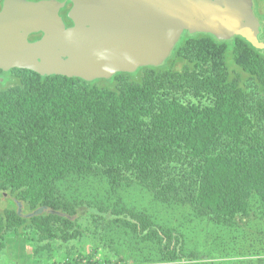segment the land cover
Returning a JSON list of instances; mask_svg holds the SVG:
<instances>
[{
    "label": "trees",
    "instance_id": "1",
    "mask_svg": "<svg viewBox=\"0 0 264 264\" xmlns=\"http://www.w3.org/2000/svg\"><path fill=\"white\" fill-rule=\"evenodd\" d=\"M67 10L61 12L71 23ZM263 51L242 35L218 39L185 31L162 64L110 78L0 69V203L10 197L20 202L19 211L0 209V238L12 227L58 222L65 226L62 237L78 234L80 204L57 188L70 173L107 174L114 186L136 182L156 200L188 206L217 224L230 226L246 215L253 194L264 214V144L253 140L246 105L249 81L264 94ZM51 121L64 127L71 144L67 165L44 155L56 143ZM88 209L113 217L159 250V259L187 256L185 233L146 212Z\"/></svg>",
    "mask_w": 264,
    "mask_h": 264
},
{
    "label": "water",
    "instance_id": "2",
    "mask_svg": "<svg viewBox=\"0 0 264 264\" xmlns=\"http://www.w3.org/2000/svg\"><path fill=\"white\" fill-rule=\"evenodd\" d=\"M253 0H2L0 69L85 80L160 65L185 31L264 49ZM68 6L67 23L61 10ZM34 34H40L33 39ZM3 78L0 77V80Z\"/></svg>",
    "mask_w": 264,
    "mask_h": 264
},
{
    "label": "rangeland",
    "instance_id": "3",
    "mask_svg": "<svg viewBox=\"0 0 264 264\" xmlns=\"http://www.w3.org/2000/svg\"><path fill=\"white\" fill-rule=\"evenodd\" d=\"M258 16L262 23L259 39L264 41V17ZM247 86L246 105L254 121L253 140L264 144V94L252 81ZM48 127L56 143L45 149L44 155L69 164L72 149L65 133H61L64 127L55 121L48 123ZM127 183L114 186L107 174L70 173L59 180V191L80 204L81 215L77 221L81 231L64 238L61 234L65 226L59 222L50 226L41 223L40 228L24 226V232L9 228L0 238V264H181L188 261L252 264L264 259L263 202L257 194L250 197L246 215L229 226L197 216L188 206L163 203L146 187L132 181ZM3 203H0L1 210L19 211L20 202L15 197ZM88 206L111 209L127 206L146 212L156 223L185 233L187 256L175 262L159 259V250L126 233L113 217L93 214Z\"/></svg>",
    "mask_w": 264,
    "mask_h": 264
},
{
    "label": "flooded vegetation",
    "instance_id": "4",
    "mask_svg": "<svg viewBox=\"0 0 264 264\" xmlns=\"http://www.w3.org/2000/svg\"><path fill=\"white\" fill-rule=\"evenodd\" d=\"M253 2H254V5H253L254 6V12H255L256 16L258 18H259L258 15H260V17H264V0H253ZM63 16H64V14H63ZM259 20H260V18H259ZM66 22H67V20H66ZM261 27H262V23H261V26H260V32H261ZM37 36H40V34H37Z\"/></svg>",
    "mask_w": 264,
    "mask_h": 264
}]
</instances>
